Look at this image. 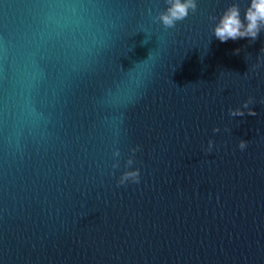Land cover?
I'll list each match as a JSON object with an SVG mask.
<instances>
[{
	"label": "water",
	"instance_id": "1",
	"mask_svg": "<svg viewBox=\"0 0 264 264\" xmlns=\"http://www.w3.org/2000/svg\"><path fill=\"white\" fill-rule=\"evenodd\" d=\"M233 4L0 0V264H264V30L216 39Z\"/></svg>",
	"mask_w": 264,
	"mask_h": 264
},
{
	"label": "clouds",
	"instance_id": "2",
	"mask_svg": "<svg viewBox=\"0 0 264 264\" xmlns=\"http://www.w3.org/2000/svg\"><path fill=\"white\" fill-rule=\"evenodd\" d=\"M166 5V9L154 17V23L162 24L165 30L175 28L179 22L184 21L190 14H194L198 10L197 0H166ZM149 15H151V12H149ZM212 19L214 21L217 20L216 17H212ZM262 30H264V0H250V6L245 10L243 18L238 4L228 7L215 24L213 35L221 43L245 38L254 42L258 39ZM239 51L237 49L236 54ZM149 58H151L150 54ZM256 67H259V65ZM252 104L253 100L250 98L242 107L243 109H248L247 115L255 116L257 113L250 109V105ZM229 114L232 117H244L245 111L240 108L235 110L230 109ZM213 131L219 132L220 129L215 128ZM213 144L214 142L211 140L208 142L206 152L210 153L212 151ZM247 146L246 141H241L239 149L243 151ZM139 150V147L133 149V155ZM113 155L118 158L120 157V152L117 150ZM133 164L134 160L129 158L126 167L131 169ZM113 168H119V163L113 164ZM140 176L139 169L128 170L122 174L117 186L126 185L129 182L139 184Z\"/></svg>",
	"mask_w": 264,
	"mask_h": 264
}]
</instances>
